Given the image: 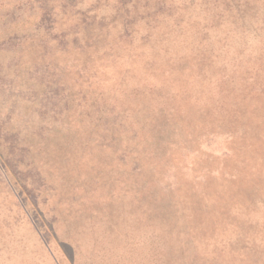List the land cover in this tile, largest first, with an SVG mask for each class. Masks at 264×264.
<instances>
[{"label":"rangeland","instance_id":"rangeland-1","mask_svg":"<svg viewBox=\"0 0 264 264\" xmlns=\"http://www.w3.org/2000/svg\"><path fill=\"white\" fill-rule=\"evenodd\" d=\"M155 2L165 4L0 0V264H264L240 261L264 250V125L254 114L264 95L250 92L264 89V0H186L192 17L212 18L213 52H240L236 64L255 71L201 82L212 105L199 124L177 113L151 126L149 109L174 99L157 101L150 78L105 86L86 59L97 41L75 46L54 31L81 15L87 40L124 22L134 36L138 11ZM85 47L82 60L74 50ZM226 85L229 94L217 89ZM187 184L223 195L224 224L209 228L215 210L183 206ZM235 190L254 205L230 203Z\"/></svg>","mask_w":264,"mask_h":264},{"label":"trees","instance_id":"trees-1","mask_svg":"<svg viewBox=\"0 0 264 264\" xmlns=\"http://www.w3.org/2000/svg\"><path fill=\"white\" fill-rule=\"evenodd\" d=\"M163 1L165 2L164 5L155 2V5L151 6L150 9L144 8L146 12L143 14L141 10L138 11L137 17L144 19V22L141 29L134 30V36L127 33L125 29L127 25L124 22L110 37H106L105 41L103 35L107 34L108 36V33L104 31L92 40H87L89 38L87 35L92 32L87 29L88 19L81 18V15L76 17L69 30H62V28L56 30L57 25H55L54 31L59 35L60 42L62 37L68 34V41L72 45L75 44V46L80 43L90 45V43L97 41V43H93L94 53L87 56L86 59L92 63V70L95 71L93 77L103 82L102 84L105 86L111 84L112 88L125 89L123 86L126 83V76L144 78L145 81L150 78L151 81L148 82L151 90L154 92L157 87H159L158 92L160 90V94L157 89L155 91L158 93L156 94L157 98H155L157 101L164 102L167 99H174V106L168 109L164 108L163 105H157L149 109L152 111V115L158 116L154 122V116L150 118L148 123L152 122L151 126H166L164 123L165 116L163 115L173 116L177 113H183L184 115L181 117L185 118L186 116L190 123L199 124L200 120L207 117L206 109L208 106L212 105V103L206 101L210 97L203 93L202 90L205 89V85L201 82L206 81L208 83L212 78L219 80L238 78L248 81L251 72L255 71L253 65L249 67L248 63L245 68L236 64L240 61V52L230 54L228 50L221 49L217 53L213 52L215 43H209L206 37L207 34L209 36L212 34L207 28L209 26L208 21L210 22L212 19L208 17V14L203 13L200 18L192 17L191 14H188L186 0ZM41 11L42 17H45V12ZM135 20L136 15L134 14L133 21L135 22ZM100 23L103 24V21H100ZM130 23H132V19L128 20V24ZM187 23L191 28L184 25ZM46 26L49 27V24H46ZM203 28L207 29L202 30ZM44 30L53 32L51 28H44ZM200 32L203 34L201 37L199 36ZM79 40H82V42ZM133 40L137 43L134 44ZM216 43L219 42L216 40ZM87 49L89 48H76L74 51H76L78 58L85 60L83 50ZM222 52L231 56L227 57L226 54L222 56ZM225 56L229 61L234 62L233 68L226 69V64L224 65L222 61ZM219 62L222 63L219 64ZM111 75L114 76L109 78ZM257 75L260 78L264 73L262 71L257 72ZM216 86H220V84ZM217 89L226 94L233 91L228 85L224 87V90L222 87ZM162 90L168 91V94H163ZM250 92L264 95V89L256 91L253 89ZM204 101L206 102L202 103ZM231 110L229 116H234L235 113L232 114ZM254 114L257 116L260 125H264V107L261 106ZM254 154H256V151ZM261 160H264V156ZM254 197L252 194L247 193L245 195L235 190L230 193L228 200H230V203L242 201L244 206L251 208L254 205ZM221 198H223V195L220 192L215 193L211 190L207 191L187 184L182 188L180 202L186 208H190L194 214V212L199 213L198 211L201 209L206 212L216 211L215 206H219L218 203H220ZM192 213L191 215L188 214L190 219L193 218ZM224 215L225 211H216L213 223L209 228L215 225L216 222L224 224L225 219H222ZM260 255L264 263V250L259 253L249 252V255L243 256L240 261H261L258 257ZM231 261H234V259Z\"/></svg>","mask_w":264,"mask_h":264}]
</instances>
